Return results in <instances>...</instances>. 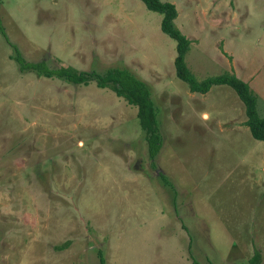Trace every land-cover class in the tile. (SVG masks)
<instances>
[{"label":"rangeland","instance_id":"374dc122","mask_svg":"<svg viewBox=\"0 0 264 264\" xmlns=\"http://www.w3.org/2000/svg\"><path fill=\"white\" fill-rule=\"evenodd\" d=\"M197 78L246 81L264 116V0H167ZM141 0H0L26 60L143 80L160 147L134 105L93 81L20 71L0 33V264H264V140L226 84L189 91L175 41Z\"/></svg>","mask_w":264,"mask_h":264},{"label":"trees","instance_id":"16d2710c","mask_svg":"<svg viewBox=\"0 0 264 264\" xmlns=\"http://www.w3.org/2000/svg\"><path fill=\"white\" fill-rule=\"evenodd\" d=\"M146 8L161 14L159 27L175 41V55L173 66L175 75L183 80L189 91L205 92L213 84H226L236 93L243 104L244 124L252 137L264 140V116L257 110L256 95L248 83L234 72L223 70L215 74L197 78L187 67L184 54L189 47L190 40L175 25L176 9L172 2L167 0H141ZM0 33L6 41L7 35L0 24ZM9 42V41H8ZM10 43V42H9ZM13 53L12 59L20 71H33L41 76H57L73 83L86 84L93 81L99 87L111 89L117 96L136 108L138 123L143 130L147 152L153 156L160 147L161 137L157 127L155 108L150 98V92L143 80L136 77L124 67H110L103 72L78 70L70 65L50 66L43 59L26 60L18 47L10 43ZM259 252L255 250L249 257L250 264H258ZM98 264H103V257L99 254ZM191 264H203L194 258ZM204 264H212L210 261Z\"/></svg>","mask_w":264,"mask_h":264}]
</instances>
